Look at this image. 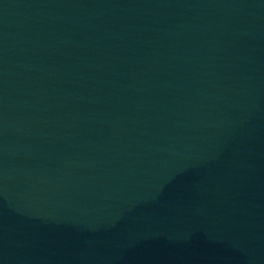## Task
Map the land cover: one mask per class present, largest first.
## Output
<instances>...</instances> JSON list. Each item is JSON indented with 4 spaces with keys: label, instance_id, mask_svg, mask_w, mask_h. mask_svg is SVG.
Listing matches in <instances>:
<instances>
[{
    "label": "water",
    "instance_id": "water-1",
    "mask_svg": "<svg viewBox=\"0 0 264 264\" xmlns=\"http://www.w3.org/2000/svg\"><path fill=\"white\" fill-rule=\"evenodd\" d=\"M0 264H264V0H0Z\"/></svg>",
    "mask_w": 264,
    "mask_h": 264
}]
</instances>
